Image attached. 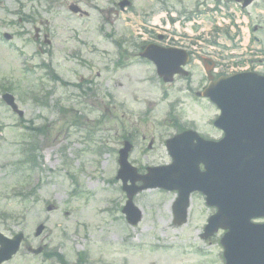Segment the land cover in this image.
<instances>
[{
  "label": "rangeland",
  "instance_id": "obj_1",
  "mask_svg": "<svg viewBox=\"0 0 264 264\" xmlns=\"http://www.w3.org/2000/svg\"><path fill=\"white\" fill-rule=\"evenodd\" d=\"M0 1V35L13 36L4 44L21 45L25 53L16 57L12 49L0 43V83L15 96L24 115L18 123L17 116L0 102L1 230L6 225L14 231L23 228L30 246L44 244L47 253L57 251L67 264L79 256L87 264H220L216 259L221 248L215 245L220 233L207 240L200 238L204 215L211 212L201 195H191L186 223L174 226L170 204L174 193L162 198L163 194H156L154 189L139 192L133 203L142 218L130 226L120 210L125 195L113 171L117 168V151L126 137L133 142L128 161L139 168V173H145L147 166L169 162L164 140L175 132L168 121L172 111L181 123L194 121L201 130L207 129L204 122L217 111L205 101L195 100L192 93L202 86L201 61L213 58L229 71L262 60L250 51L258 48L252 34L247 48L241 35V48L229 46L237 39L234 21L227 24L228 19L221 20L219 28L226 27L221 32L213 27L216 20L210 17L206 5L214 0H132L131 8L122 13L105 10L103 17L86 0ZM71 3L90 15L71 14ZM253 6L240 11L228 3L222 10L227 18L232 14L231 20L235 14L250 20L256 15ZM256 9L264 10V3L258 2ZM22 15L32 20L15 24ZM188 16L193 18L185 20ZM101 19L99 27L111 34L109 39L96 31ZM263 20L261 32L255 33L258 37H264ZM253 23H257L255 18L248 24L244 21L239 29L244 36L247 34V40ZM34 26L42 27L48 40L47 52L38 56L29 39ZM226 29L233 37L225 36ZM15 32L23 35L19 37ZM142 42L194 51L186 67L193 73L190 81L180 77L163 83L151 63L138 60ZM120 53L121 62L117 63ZM43 59L48 63L46 67L53 65L47 72L56 73L62 81L47 77L39 67ZM24 64L38 68L25 73ZM78 82L87 88L84 92L74 87ZM43 94L47 103L41 107L32 96ZM59 108L68 110V115ZM73 115L80 118V129L64 124ZM25 126H44L45 131L26 132ZM30 133L36 135L30 139ZM213 134L218 137V131ZM22 140L34 143L35 167L19 165L24 158L20 153ZM20 189L24 195L30 194L27 199L18 196ZM48 206L52 210L47 211ZM40 223L44 230L34 238V229ZM197 246L201 249L196 250ZM18 261L16 257L13 263ZM25 261L60 264L44 256H28Z\"/></svg>",
  "mask_w": 264,
  "mask_h": 264
},
{
  "label": "water",
  "instance_id": "obj_2",
  "mask_svg": "<svg viewBox=\"0 0 264 264\" xmlns=\"http://www.w3.org/2000/svg\"><path fill=\"white\" fill-rule=\"evenodd\" d=\"M143 56L148 57L150 60H152L155 65L157 66V71L159 75H171L172 73L175 72L176 68L179 66V64L185 63V55L183 52L176 51L173 49H164L160 48L157 46H150L145 49V52L142 54ZM164 80H167V78L164 77ZM213 89H209L207 92H204L205 94L207 93L208 95L211 96ZM211 99L215 102H217V96L211 97ZM5 101L10 104L13 109L15 110V106L12 103V100L10 97L6 98ZM228 114H234L235 113L229 108L227 109ZM18 114L21 115V112L18 111ZM179 137H176L172 139L170 142L168 141L167 146L170 148V152L173 156V164L172 166L169 167H160V168H155V169H148V174L144 176H137L135 174V169L131 168L127 163H126V158H127V152L129 150V146L126 143L124 148L119 151L120 154V160L119 164L121 166V169L119 171L118 177H121L122 183H123V189L127 193L128 201L126 203V206L124 207L123 211L127 215V219L132 222L136 223L139 218H140V213L139 211L133 207L131 203V198L132 196L139 190H142L147 187H154V186H161L167 189H172V188H177L180 189L179 192V198L176 202V205L174 204V214L175 218L178 219L177 222L178 224L182 223L184 221L185 217V207L187 205V196L188 193L194 188L200 189L202 191H205V183L200 181V180H194L196 178H200L204 181V176L207 173H199L197 171V163L200 161L195 155H193L191 152L187 151L183 145H179V142L177 141ZM190 139V138H187ZM174 143V144H172ZM217 145H215L216 147ZM226 161H231V157L227 156L225 157ZM218 165V164H217ZM216 170L215 165L211 164L209 167V173L211 174V178H213V173ZM126 173L128 174H121V173ZM163 172L164 175H163ZM154 173L157 174L156 177H151L154 175ZM218 178H221L222 181H231L232 182V177L230 175V172L228 173H222L219 171L218 166H217V180ZM129 180L131 185L126 186V181ZM140 180L142 182V185L139 187L134 186V183L136 181ZM191 184L192 186H190ZM247 189L249 190V186L245 185ZM218 183H217V193H211L216 199H219L221 201V206H220V219L224 221V215L227 210V204L226 200L224 199H234L235 201H239L247 199L248 196H245V194L239 193L237 191H233V187H228L226 191L221 195L218 192ZM236 193V194H235ZM248 193V192H247ZM245 196V197H244ZM251 197V195H250ZM261 200V198H258V202ZM217 219V216H215ZM219 218V214H218ZM222 225L223 222H216V226ZM213 227H208V231H211ZM40 230V228H39ZM38 230V231H39ZM249 241L246 243L247 246L252 245V246H257L259 243L257 239L253 236L246 237ZM264 248V245L262 246Z\"/></svg>",
  "mask_w": 264,
  "mask_h": 264
}]
</instances>
